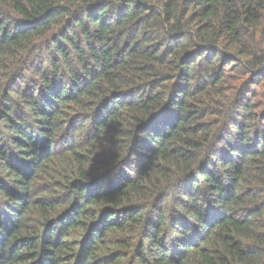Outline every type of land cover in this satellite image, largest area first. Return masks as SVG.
Returning a JSON list of instances; mask_svg holds the SVG:
<instances>
[{
    "label": "trees",
    "instance_id": "1",
    "mask_svg": "<svg viewBox=\"0 0 264 264\" xmlns=\"http://www.w3.org/2000/svg\"><path fill=\"white\" fill-rule=\"evenodd\" d=\"M0 264H264V0H0Z\"/></svg>",
    "mask_w": 264,
    "mask_h": 264
}]
</instances>
